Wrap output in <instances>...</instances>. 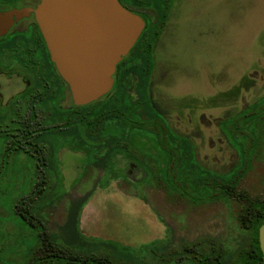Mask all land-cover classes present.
I'll list each match as a JSON object with an SVG mask.
<instances>
[{"label":"rangeland","instance_id":"374dc122","mask_svg":"<svg viewBox=\"0 0 264 264\" xmlns=\"http://www.w3.org/2000/svg\"><path fill=\"white\" fill-rule=\"evenodd\" d=\"M175 3L158 61L159 66L166 61L171 67L163 85L169 97L199 98L196 115L205 118L199 116L202 121L195 132L199 134L197 157L203 166L224 173L237 164L239 155L234 139L223 130V120L264 94V0ZM243 77L248 88L233 90ZM229 87L230 97L224 94ZM209 96L215 98V107L202 101ZM261 134L230 204L221 199L191 202L166 192L159 183H131L125 173L129 159L122 154L126 150L101 147L100 155L109 161L105 165L94 161L91 144L63 140L60 197L45 202L36 213L62 246L99 251L114 263L130 259L134 264H194L192 248L186 246L200 240V246L210 250V239H217L225 259H231L250 242L251 229L241 222V214L256 213L264 201ZM5 217L0 225L9 223L8 228L20 221L16 215Z\"/></svg>","mask_w":264,"mask_h":264},{"label":"flooded vegetation","instance_id":"af4514ba","mask_svg":"<svg viewBox=\"0 0 264 264\" xmlns=\"http://www.w3.org/2000/svg\"><path fill=\"white\" fill-rule=\"evenodd\" d=\"M119 1L145 21L138 40L117 64L110 91L99 99L114 97L118 115L113 119L111 148L121 153L127 151L122 153L129 159L125 171L129 177L127 180L131 183L141 181L140 185L159 183L166 192L191 202L221 199L230 204V198L263 136L264 94L249 108H241L237 114L223 120L225 134L234 139L239 155L237 164L224 173L203 166L197 157L199 134H195L202 121H199V116L205 118V115H196L199 98L194 95L180 100L169 97L163 83L169 80L171 67L166 61H163V66H159L158 62L165 47L162 36L170 30L169 18L178 3H175L176 0ZM41 2L0 0L1 202L5 200L9 185H53L56 179L41 178L40 172L60 171L59 150L64 141L72 140V111L78 105L74 103L70 85L52 59L38 22L35 11ZM159 11L165 13L164 19L159 18V15L162 17ZM119 64L121 68L118 70ZM132 72H138L134 73L133 83L127 81ZM139 72L148 75L143 93L137 81L141 77ZM248 86L247 78L243 77L233 90H245ZM122 89L129 92L132 98H120ZM226 91L224 94L230 97L231 88ZM202 101L216 106L214 97L209 96ZM129 109L135 113L134 116L123 115ZM152 109L158 116L152 115ZM123 120L127 123H122ZM251 121L255 123L253 128L256 132L249 125ZM98 129H102L101 124L96 125V132ZM236 133L240 135L236 136ZM83 135L87 139L86 131ZM86 139L81 144L88 145ZM247 141L249 144H246ZM92 146L96 153L101 151L98 150L101 149L99 145ZM198 167L209 175V195L201 199L193 197L194 190L183 180L184 170ZM17 213L20 221L11 223L12 228L7 227L9 223L0 225V264H34L35 257L43 248L40 240H54L45 227H38L39 223L44 224L36 210L27 211L26 216ZM8 215L5 209L0 211V218ZM48 246V250L59 249L67 256L91 255L99 260L106 258L108 264L121 262H111L107 255L95 250L67 248L59 243H48Z\"/></svg>","mask_w":264,"mask_h":264},{"label":"water","instance_id":"95a60500","mask_svg":"<svg viewBox=\"0 0 264 264\" xmlns=\"http://www.w3.org/2000/svg\"><path fill=\"white\" fill-rule=\"evenodd\" d=\"M35 12L75 105L110 91L117 64L145 27L143 18L119 0H42ZM258 238L264 264V223Z\"/></svg>","mask_w":264,"mask_h":264},{"label":"trees","instance_id":"16d2710c","mask_svg":"<svg viewBox=\"0 0 264 264\" xmlns=\"http://www.w3.org/2000/svg\"><path fill=\"white\" fill-rule=\"evenodd\" d=\"M159 14L162 15V17L159 15V18H165L164 12L159 11ZM120 66L121 65L119 64L118 70L121 68ZM134 73L138 72H132L127 79L128 82L133 83ZM139 74L141 77L137 81L139 82V85H141L140 92L143 93L145 84L148 82V75L146 74V76H144L142 72H139ZM120 92L119 97L123 100H129V98H132L129 92L125 90ZM129 111L123 112V115L126 117L134 116L135 113ZM262 114L264 115V111ZM117 115L118 112L116 113L114 97H107L96 102L76 106L72 111V139L82 143V141L86 139L83 135L84 131H86V140L89 144L99 145V148L107 145L111 147L113 119ZM152 115L158 116V113L152 109ZM122 123H127V120H123ZM99 124L102 125V129H98L96 132V125ZM254 124L255 123L253 121L249 122L253 131H255L253 128ZM93 157L96 163L105 165L109 164V161H106V157L100 155L99 151L98 153L95 152ZM56 158L57 157L55 155V159ZM56 165L57 161L55 163V166ZM40 175L41 178H51L54 180L56 179V181H54L55 183L50 186L39 185L31 187L26 185H9L6 187V197L3 202L0 201V209L8 211V217L10 215H16L19 218L20 216L17 212H20V215L26 216L27 211L33 212L50 199L60 197V194L57 192L58 186L61 184L60 171H41ZM183 180L188 183L191 189L194 190L192 191L194 198L201 199L209 195V175L207 172L202 171L201 168L198 167L184 170ZM8 202L9 206H7ZM258 207L259 209L256 210V213L248 211L245 214H241V222L251 229L250 242L248 246L243 247L235 257L225 259V251L218 243L217 239L209 240L213 244L210 250L203 249L200 246L199 240L192 243V246L189 248L186 246L187 249L192 248L190 251L193 253L192 258L194 259V264H263V254L259 245L258 231L259 227L264 223V201L258 204ZM38 227L43 228L44 226L39 223ZM48 243L56 244L58 241L41 239L40 244L41 248H43L40 250L41 252L39 253V256L35 257L34 264H108V260L106 258L99 260L95 256H81L79 254L67 256L64 253H61L59 249L48 250ZM120 264H132V262L129 259H125L121 260Z\"/></svg>","mask_w":264,"mask_h":264}]
</instances>
